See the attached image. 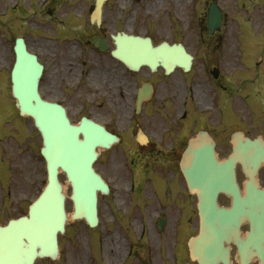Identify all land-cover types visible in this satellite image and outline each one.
I'll list each match as a JSON object with an SVG mask.
<instances>
[{"label": "flooded vegetation", "instance_id": "af4514ba", "mask_svg": "<svg viewBox=\"0 0 264 264\" xmlns=\"http://www.w3.org/2000/svg\"><path fill=\"white\" fill-rule=\"evenodd\" d=\"M94 2L0 0V27L6 29L1 41L9 43L10 52L3 49V44L0 50L10 55L13 65L16 40L23 38L28 50L44 65L39 82L42 97L62 104L73 122L86 116L118 136L109 149L101 151L96 162L97 171L109 186V193L99 194V208H132L131 195L138 187L135 221L147 224L150 220L156 234L165 238L160 244V258L171 253L181 260L185 254L189 257L191 229L199 228L197 196L191 193L181 167L185 151L200 132H206L215 143L219 162H225L234 145L247 138L257 140L264 153V124H244L231 108L237 94L249 99L253 84L249 86L246 80L238 87L222 75L221 69L219 77H205L203 73L210 74L220 61L206 66L201 60L204 58L196 53L189 72L177 68L168 73L163 66L130 69L111 52L115 45L110 19L124 11L119 7L109 9L108 0L103 6L102 23L97 25L91 20ZM60 6L65 8L58 11ZM51 30L55 37L48 42L46 35ZM96 37L106 41L105 49L94 43ZM12 65L7 70L0 66V112L10 114L12 108L19 115L12 92ZM195 73L201 78L192 82ZM246 85L248 92H243ZM260 90L254 94L259 95ZM7 99L9 104L4 102ZM257 102L258 98L251 101L259 106ZM254 112L259 111L249 109L251 115ZM234 164L243 187V166L239 161ZM256 177L264 187V156ZM224 197L220 195V201ZM137 208L145 211L139 215ZM162 220L164 227L159 230ZM171 239L176 240L174 245ZM130 251L138 254V240ZM239 263L237 247L232 245L231 264ZM251 264L260 263L254 259Z\"/></svg>", "mask_w": 264, "mask_h": 264}, {"label": "water", "instance_id": "95a60500", "mask_svg": "<svg viewBox=\"0 0 264 264\" xmlns=\"http://www.w3.org/2000/svg\"><path fill=\"white\" fill-rule=\"evenodd\" d=\"M101 5L102 0H97V10L101 9ZM221 23L222 13L212 2L208 14L211 32L220 28ZM114 38L117 44L114 56L131 68H138L140 64L154 68L159 62L167 71L176 65L185 70L191 67L192 56L182 44L169 47L167 42H163L154 46L150 38L126 34ZM16 54L12 73L13 92L21 113L33 117L41 132L47 184L30 205L28 215L0 225V264H34L38 258L56 259L59 255L57 235L64 233L68 220L66 195L58 177L60 170L66 174L72 187L74 212L71 219L83 218L90 226L97 224V192H107L108 186L94 170L93 162L98 156V146L108 145L113 136L103 126L85 117L79 125L72 124L62 106L40 96L38 81L43 66L34 54L28 52L22 39L17 40ZM213 147L211 145L207 151L212 163L215 157ZM247 155L237 156L242 158L240 161L249 178L244 192L240 190L231 160L217 166L206 161L203 170L195 169L193 176L185 170L191 190L198 193L199 198L201 226L199 234L189 241L191 257L199 264H217V261L208 262L202 257L201 252L205 249L210 258L217 253L224 264H229L230 248L225 243L231 242L238 248L241 264H249L254 256L264 264V189L259 187L254 176L261 156L256 152L247 169ZM219 192L231 196L229 207L218 203ZM244 221L250 224L245 236L240 228Z\"/></svg>", "mask_w": 264, "mask_h": 264}, {"label": "rangeland", "instance_id": "374dc122", "mask_svg": "<svg viewBox=\"0 0 264 264\" xmlns=\"http://www.w3.org/2000/svg\"><path fill=\"white\" fill-rule=\"evenodd\" d=\"M209 1L111 0L109 9L115 10L118 7L122 9L120 6L123 5L125 11L121 16L117 14L119 11L116 12V17L110 19V32L113 33L117 27L125 32L134 31L138 33L139 29L142 34L151 35L156 41H181L190 52L204 58L201 59L203 65L209 66L220 61L219 66L225 78H230L232 72V76L236 81L243 82L247 80L249 86L253 84V88H249L251 93L259 88L264 95V0H217L226 13V22H224L223 30L216 34L213 39L206 38L205 33L201 32L205 29L204 25L207 21L206 7ZM121 3L122 5H120ZM64 8V6H60L58 11ZM5 33L6 29L0 27V44L5 46L3 49L8 48L9 54V43L1 41ZM53 36L55 37L54 32L51 30L46 38L54 40ZM206 46L209 47L206 48ZM0 54L2 55L0 66L7 70L10 55L6 56L5 52L2 54L1 50ZM203 74L205 77L208 76L205 73ZM200 78L201 76L197 73L191 75L192 82L195 81L194 79ZM236 97H240V99L234 101L231 108L237 113L240 121L244 124H264V112L251 115L249 113V103L245 96L237 94ZM4 102L9 104L8 99ZM257 103L259 106L262 105L260 102ZM11 111V115L18 118L12 108ZM2 121L3 119L0 120V167L5 164V168L13 181L10 189L6 188L0 176V224H4L10 218L18 217L27 211L28 205L39 194L46 177L44 160L40 155L41 137L33 125L32 119L26 118L24 121L29 125H22L20 130H18L17 122L14 124V121H8L5 124ZM8 124L12 126V129ZM15 132L19 133L20 137H17ZM22 140L23 143H21ZM25 146H27L26 149ZM9 148L10 152L13 153L12 157H10ZM61 178L66 183L63 174H61ZM131 201L132 208L136 211L138 187L131 195ZM223 201L227 203L228 200L223 198ZM99 209L101 222L97 229L88 227L82 220L70 222L68 233L60 238L61 257L59 260L40 259L36 264H107L105 254L108 241L104 237L107 231L111 234L112 243L110 247L112 249L120 247V250L124 248L122 251L125 253L129 246L140 236V222H135L134 217L131 216L130 224H127V221L122 219L125 217L121 216L120 212H118L119 214L113 213L118 218V215H120V221L114 220L108 208ZM119 209L128 216L126 212L128 208ZM137 209L139 215L145 211V208ZM67 210L69 214L73 210L69 199ZM110 221L111 225H108ZM118 223H120L119 226ZM152 225L150 223L147 229V239H144L146 242L143 245L145 249L147 246L150 248L153 241L157 245L160 243V239L155 237L156 234L154 235V225ZM119 228L120 234L117 233ZM245 229H247V226H245ZM149 236L150 242L148 240ZM175 239H172L173 244L176 243ZM144 251L139 252L138 250L136 255L134 252L132 258L126 264H164L165 262L162 260H167L165 258L160 260L155 251L152 256L146 258L147 251ZM112 254V257L116 260L115 263L119 264L123 258L122 254L114 253V251ZM167 261L170 264L172 262L171 257ZM189 263L191 261L185 259V264Z\"/></svg>", "mask_w": 264, "mask_h": 264}, {"label": "bare ground", "instance_id": "6f19581e", "mask_svg": "<svg viewBox=\"0 0 264 264\" xmlns=\"http://www.w3.org/2000/svg\"><path fill=\"white\" fill-rule=\"evenodd\" d=\"M213 144H214V142H213ZM211 145H212L211 144V140L209 138H201L200 140H197L195 143H193L191 145L190 155H191L192 158L189 161V165H186V166H188V174L189 175L193 176V174L195 172V169H197V168L200 169V170H203V166H204L205 162L206 161H208V162L211 161L209 159L210 157L209 156L207 157V155H208L207 151H208V148L211 147ZM255 145H256L255 142H251L250 143V142L240 141L239 143H236L234 145V150H233L231 156H236V158H234V159L240 161V160H242V158L241 157L237 158V156H242L243 154H249V155H247L248 161H247V164H246V166L248 167L252 163L253 157H255L256 152L259 153L261 158L264 155V153L262 151H254V146ZM252 151H253V153H252ZM201 154H205V155L203 156ZM220 163H223V162H219V160H217L216 157H214L213 163L210 162V164H212L213 166H217ZM200 173H202V172L200 171ZM196 177H199V176H196ZM63 189H64V192L66 194H69L68 191H69L70 188L68 186V183L63 184ZM71 215L72 214H68L67 218L69 219V217H71ZM122 250L119 249L118 251H120L122 253L123 257H124L125 253ZM112 253L113 252H112V250H111V248L109 247V244H108V246L106 248V254H105L106 259H107V261H109V264H116L115 263L116 260H114V257H112L113 256ZM201 253H202L201 254L202 257L208 262L217 261V264H218L220 261H223L220 254L216 253V254H214L212 256V258H210V256L208 255V252H207L206 249H205V251H202ZM211 254H213V253H211Z\"/></svg>", "mask_w": 264, "mask_h": 264}]
</instances>
